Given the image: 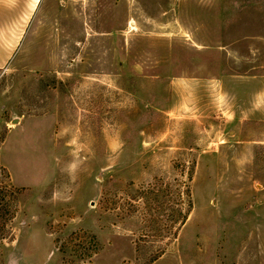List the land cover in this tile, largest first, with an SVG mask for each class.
Returning a JSON list of instances; mask_svg holds the SVG:
<instances>
[{
  "label": "rangeland",
  "instance_id": "obj_1",
  "mask_svg": "<svg viewBox=\"0 0 264 264\" xmlns=\"http://www.w3.org/2000/svg\"><path fill=\"white\" fill-rule=\"evenodd\" d=\"M0 264H264V0H38L0 70Z\"/></svg>",
  "mask_w": 264,
  "mask_h": 264
},
{
  "label": "crops",
  "instance_id": "obj_2",
  "mask_svg": "<svg viewBox=\"0 0 264 264\" xmlns=\"http://www.w3.org/2000/svg\"><path fill=\"white\" fill-rule=\"evenodd\" d=\"M38 0H0V70L18 54Z\"/></svg>",
  "mask_w": 264,
  "mask_h": 264
},
{
  "label": "trees",
  "instance_id": "obj_3",
  "mask_svg": "<svg viewBox=\"0 0 264 264\" xmlns=\"http://www.w3.org/2000/svg\"><path fill=\"white\" fill-rule=\"evenodd\" d=\"M192 178V171L189 173V177H188V181H190ZM184 196L186 198V201H185V208L183 210H181L180 214H179V224L182 226L185 221L187 220L190 212H191V209H192V203L190 201V191H189V187L185 186L184 187Z\"/></svg>",
  "mask_w": 264,
  "mask_h": 264
},
{
  "label": "water",
  "instance_id": "obj_4",
  "mask_svg": "<svg viewBox=\"0 0 264 264\" xmlns=\"http://www.w3.org/2000/svg\"><path fill=\"white\" fill-rule=\"evenodd\" d=\"M16 122H17V120H13V121H12L13 124L16 123Z\"/></svg>",
  "mask_w": 264,
  "mask_h": 264
}]
</instances>
